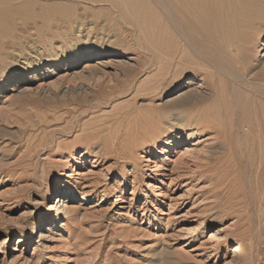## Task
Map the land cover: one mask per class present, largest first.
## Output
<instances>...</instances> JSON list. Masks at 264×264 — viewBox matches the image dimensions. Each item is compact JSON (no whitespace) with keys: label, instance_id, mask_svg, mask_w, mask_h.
<instances>
[{"label":"rangeland","instance_id":"obj_1","mask_svg":"<svg viewBox=\"0 0 264 264\" xmlns=\"http://www.w3.org/2000/svg\"><path fill=\"white\" fill-rule=\"evenodd\" d=\"M106 8L89 5L80 22L59 38L23 35L11 49L13 57L0 63V264H264V214L256 206L251 212L253 193L244 168L234 169L226 145L209 154L220 141L217 131L183 134L167 128L159 136L165 128L161 115L169 111L164 94L171 91L178 68L163 71L165 61H153L135 38L131 50L125 41L114 43L105 33L109 23L113 26L106 21ZM113 28L120 34L125 27ZM262 38L257 50L264 47ZM170 41L157 55L171 57ZM102 44L125 56L108 55L102 64L89 62L86 55L72 60L76 46L96 49ZM53 52L57 61L48 72L47 57ZM260 61L251 85L264 97V58ZM18 74L17 89L6 80ZM63 116L67 127L59 120ZM83 127L103 130L110 139L121 133V152L69 157L63 146L54 148L55 143L74 144ZM173 137H178L177 146ZM189 140L191 152L181 155ZM164 141L171 146L155 162ZM44 142H53L55 150L42 151ZM48 161L57 166L49 170ZM40 163L46 165L44 175ZM64 181L81 189L50 241L42 242L40 222L45 216L56 219L53 208ZM84 192L87 201L81 200ZM21 235L25 242L17 244ZM239 241L241 252H230Z\"/></svg>","mask_w":264,"mask_h":264},{"label":"bare ground","instance_id":"obj_2","mask_svg":"<svg viewBox=\"0 0 264 264\" xmlns=\"http://www.w3.org/2000/svg\"><path fill=\"white\" fill-rule=\"evenodd\" d=\"M80 5L81 7L84 5L81 10ZM86 5L107 7L108 19L106 21H112L113 26L109 23L111 29H108L107 25L105 33L114 43L125 41L131 50L132 46H136V42L132 41L135 38L141 50L143 48V51H147V54L153 57V61H160L159 63L165 61L161 66L163 71L164 69L167 71L170 66L174 70L178 68L171 81V91L168 90L164 94V98L169 97L164 102L169 111L161 115L165 128L160 131L159 136L161 137L167 128H177L183 134L189 129L200 128L217 131L220 141L218 142L217 138V149H212L209 154L213 155V152L225 145L229 147L234 159H232L234 169L236 166L240 169L243 167L244 173L247 174V181L251 188L249 192L253 193L250 200L255 204L251 212L256 206L259 215L264 214V100H261L264 97L251 85L256 81V74L252 73L253 68L261 62V58H264V47L261 50L255 48L264 36V0H0V63L13 57L10 56L12 47L20 42L25 34L35 32L37 34L35 36L39 38L64 36L72 25L80 22L82 18L80 16H83L81 11H87L88 6ZM71 8L75 10L72 9L74 11L71 12ZM119 24L125 27L124 30L121 28L120 34H118L119 30L113 28L118 27ZM167 39L171 40V57L157 55V51L161 52L160 49L165 47ZM110 46L102 44L96 49L93 47L81 49L76 46L72 60L78 62L86 55L89 62L102 64V59L108 55L122 56L124 54L125 56L124 52ZM134 47L133 50H135ZM235 51L238 59L233 58ZM54 55L53 52L47 57L46 70L48 72L57 61ZM158 68L161 70L160 67ZM30 73L26 70V74ZM187 74L189 76L185 78ZM196 81L200 84L195 85ZM20 82L19 74L6 80L9 86L16 88ZM182 85L185 86L182 87ZM69 113V111L65 112V114ZM59 120L66 123V127L68 126V117L63 116ZM61 133L68 135L72 131L64 130ZM194 135V131L190 132L189 139H192ZM177 139L178 137H173L174 146L179 143L176 142ZM73 141L74 144L55 143L54 148L58 149L63 146L69 157H74L77 153L83 157L89 154L99 156L114 152L116 149L121 152L123 146L121 133L118 132L114 139H110L103 135V130L92 127L79 129ZM185 143L181 149L183 150L181 155L191 150L190 140ZM163 144L164 148L158 156L156 155L155 162H158L160 156H163L171 146L168 141H164ZM151 145L150 150L154 143ZM28 149L27 153L30 154V147ZM55 149H53V142H44L42 151L50 154L51 150ZM35 154H38V151ZM56 166L48 161L49 170H53ZM41 168L42 175L46 174L44 163L41 164ZM59 189V195L56 198L58 207L53 208L56 212V219L45 216L40 222L42 231L38 238L42 242L50 241L52 231L59 225L58 220L69 212L70 203L81 187L69 186V183L64 181ZM87 199L88 195L84 192L81 200L87 201ZM251 212L246 211L253 216L254 212ZM255 213L257 214L256 211ZM195 228H189L186 234L194 233L200 228V224ZM25 236L21 235L17 244L25 242L23 240ZM232 246L234 248L230 252L235 254L241 252L240 241Z\"/></svg>","mask_w":264,"mask_h":264}]
</instances>
